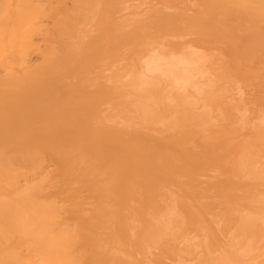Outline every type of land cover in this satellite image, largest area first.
I'll list each match as a JSON object with an SVG mask.
<instances>
[{
  "label": "bare ground",
  "instance_id": "6f19581e",
  "mask_svg": "<svg viewBox=\"0 0 264 264\" xmlns=\"http://www.w3.org/2000/svg\"><path fill=\"white\" fill-rule=\"evenodd\" d=\"M0 264H264V0H0Z\"/></svg>",
  "mask_w": 264,
  "mask_h": 264
},
{
  "label": "rangeland",
  "instance_id": "374dc122",
  "mask_svg": "<svg viewBox=\"0 0 264 264\" xmlns=\"http://www.w3.org/2000/svg\"><path fill=\"white\" fill-rule=\"evenodd\" d=\"M252 34H253V33H252ZM34 59L36 60V58H35V57H33V59H32V60H33V61H35Z\"/></svg>",
  "mask_w": 264,
  "mask_h": 264
}]
</instances>
